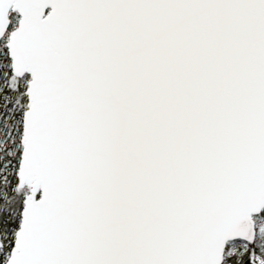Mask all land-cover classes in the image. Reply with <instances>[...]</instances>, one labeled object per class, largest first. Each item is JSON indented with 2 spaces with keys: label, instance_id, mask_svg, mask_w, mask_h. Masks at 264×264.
<instances>
[{
  "label": "snow or ice",
  "instance_id": "obj_1",
  "mask_svg": "<svg viewBox=\"0 0 264 264\" xmlns=\"http://www.w3.org/2000/svg\"><path fill=\"white\" fill-rule=\"evenodd\" d=\"M0 264H264V0H0Z\"/></svg>",
  "mask_w": 264,
  "mask_h": 264
}]
</instances>
